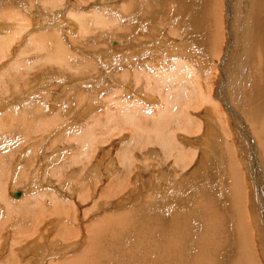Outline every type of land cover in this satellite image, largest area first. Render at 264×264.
<instances>
[{
  "label": "rangeland",
  "instance_id": "374dc122",
  "mask_svg": "<svg viewBox=\"0 0 264 264\" xmlns=\"http://www.w3.org/2000/svg\"><path fill=\"white\" fill-rule=\"evenodd\" d=\"M132 1L0 0V39L7 31L9 34L11 32L13 34V30L17 33L12 36L13 41L11 44L0 43V106L3 105L4 107H0L2 121L0 123L2 127L6 128L5 130L0 128V195H4L0 196V264H17V262L18 264H57L61 257H57L58 260L55 258L52 261L46 259V263L44 261V257L52 253L51 249L53 247L50 245L53 239H55V242H52L54 247H60V251L66 253L67 258H75L81 253L83 255L84 253L87 254L85 257L86 262L89 261L87 264H233L236 261H238V264H251L253 260H255V264H264V138H262L264 135L259 137L251 126L246 123L245 118L249 107V109L255 110L258 104L264 105V85L261 87L262 81L256 75V71L264 73V63H262V67L252 66V64H255L254 61H257L255 58L258 59V57L255 56V51H251L250 36L248 35L256 28L255 26L259 28L263 38L259 36L257 41L262 47L260 59L263 62L264 27L262 26H264V6L260 7V11L257 8L255 10V7L248 5V0ZM120 7H124V9L121 10ZM208 8L214 13L215 20L206 15L208 14ZM10 11L13 13H10ZM121 11L123 13L127 11L128 17L126 16V19H121ZM133 11L136 13H133ZM8 15L12 17L8 18ZM100 15L103 17L101 21ZM129 15H134L133 17L136 16L135 18H139V20L136 21L135 18ZM151 18L153 21H150ZM252 19L254 26L250 27L251 24L249 26L247 24ZM115 20L119 23L117 27H114L116 25ZM137 22H140V25ZM44 24L47 25L44 26ZM140 26H143V29L137 28ZM209 29L210 35L208 34ZM147 30L150 32V39H148ZM170 30L172 31L170 32ZM19 31L22 33L19 34ZM181 31H185V33L183 34ZM47 35L52 37V41L45 38ZM26 39H29L28 43L25 42ZM182 40L184 42L190 40L188 43H193L191 46L188 44L190 47L188 48L189 52L194 57H198L191 61L192 58L189 60L190 55H185L182 56V60L188 63L191 62L192 71L196 70V72L193 71L195 74L190 73L191 77L188 76V79L191 83L186 80L185 86H189L188 88L191 89L188 91L191 92L190 96L192 98L197 99V106L203 107L192 111L194 118L190 119L192 120L190 122L192 126L189 129L195 131L199 125L201 131L186 134H182L180 131L176 135L171 134V137L185 151H190L188 152L189 157L194 158L196 154L202 153V156H196L195 158L198 163L193 161L191 165L184 167L183 174L185 177L187 176V180L190 179L189 176H191L193 169L194 171L198 170L203 157L205 160L203 165L206 169L201 167L202 170H198L197 175L200 177L204 175L203 177L208 183H196V181L193 183H162L161 180H158L159 174L170 172L171 168L168 170L165 167L168 160H161L160 157L150 160L146 157L138 159L144 165L141 169L142 180L139 183H129V178L133 180L134 175L137 173V166L133 167L130 174V171L128 172V162L124 160L126 162L124 165L122 162L120 163L124 159L122 153L127 149L129 140L131 142L134 140L138 148L142 147L148 143V138L152 136V131L155 130L154 142H159L160 138L166 135L168 131H175L181 117H187L186 113L181 112L183 107L182 109H173L174 118L169 122L160 120L159 115L156 116L158 111L165 109V107H161L160 96L157 98L159 105L157 107L149 106L147 109L154 112L145 114L148 116L144 120L140 119L138 115L146 112L147 109L140 110V108L131 104L130 108L135 110V115L141 121L131 125L123 124V126L118 124L117 121H112V124L110 122V126L109 123L106 124L105 127L108 126L107 128L112 129L116 125L115 122H117L121 131H115L114 133H109L108 130L104 129H95V132L92 133L96 138L98 137V141L95 138V144L94 140L89 137V140H91L89 144L91 145L88 146L86 143H82L87 145L84 152L81 151V147H86V145L77 144V140L73 139V136L80 134V132L74 130L84 127V134L95 121L91 116L94 114L98 115L96 117L99 120L98 124H103L105 118L101 115L104 110L109 111V114H113L107 116V121L110 118L119 119L114 117L115 114L119 113L116 104H122L120 101L123 100L133 101L132 97L126 96L124 89H130L141 84H144L145 88L148 75L150 77L157 71L170 73L173 69L175 70L176 63L173 61L180 56L168 53V51H172L170 45L178 42V45L182 44L178 47L187 46ZM170 41L171 43L168 45L167 42ZM141 43V48L146 46L143 49L144 51L139 50L144 56L137 58L134 53H137V47H140ZM183 44L185 45L183 46ZM248 44H250L249 50H246ZM255 45L257 46V43ZM39 46L41 48H38ZM147 47L149 50H147ZM197 47L199 48L197 49ZM50 50L51 53L47 55L46 52ZM119 51L123 54L116 55ZM20 53L22 54L19 55ZM65 53H67L66 58H64ZM124 55L128 56L130 60L123 61ZM45 56H47V62L44 59ZM50 58L54 59L53 64V61L49 62ZM57 58L59 59L57 60ZM60 59L62 60L59 61ZM197 59L200 60L197 62ZM201 60L206 62L203 63ZM151 62H154L156 67L154 65L150 66ZM200 66L205 68H200ZM146 67H153V69L147 72V70H144ZM197 69L202 70L200 72ZM136 73L139 77L136 78L139 84L135 82ZM142 73L146 75V78L142 76ZM193 75L195 76L193 77ZM262 75L263 78L262 76L261 78L264 79V74ZM140 78H142L143 83L140 82ZM256 82H259L260 86ZM149 83L157 90L162 88V96L173 91L172 87H176V84L158 86L153 80H150ZM149 83L147 87L151 86ZM86 85H89L87 86V92H82L85 90ZM177 86L179 85L177 84ZM71 87L72 89H70ZM148 90L154 92L153 89ZM180 90L184 96L182 90H185L181 88ZM114 91H118V93L114 95ZM156 93L159 95V91ZM200 94L205 97L207 94H211L212 101L217 103L215 105L220 113V116L215 114L217 121L214 122V118L211 121L209 120L208 117L212 118L214 114L211 108L212 104L209 103L210 107L203 106L204 103L202 105L199 100ZM173 95L174 93L171 97ZM83 96H88L84 103L81 101L84 100ZM186 97H189V95ZM93 99H96V107H98V112L101 114H97L92 107H89L85 109V114L87 115L88 111L91 114L79 119L78 114L81 113L82 109H79L76 103L81 101L80 104L85 108L86 104L91 106V100ZM69 100H71L70 104ZM151 100H154V98ZM125 103L127 104L128 101ZM137 104L143 105L145 102ZM163 104L165 105V99ZM8 105H10V110ZM62 107L68 108L67 112H65V108V111L60 113L58 109ZM145 107L147 105L142 108ZM160 107L162 109L158 110ZM16 108L20 109L19 112H22V108H26L23 109L24 112L30 110V113H26L25 117H23V114L18 118H15L17 115L9 117L13 113L17 114L16 111L18 110ZM47 108L46 112L45 109ZM257 108L261 111L264 110V107L260 108L258 106ZM33 109L46 112L42 114L46 116L44 118L47 121H43L45 120L43 115H41L42 118H39V113L35 114ZM189 109L190 107L185 108V111H190ZM19 112L18 114H20ZM58 113L65 117H57L59 121L53 120V117ZM6 114L9 116H4ZM48 114L51 116V122L48 121ZM263 114L264 112L261 115L263 116ZM169 116L164 119H168ZM262 116L260 117L262 118ZM154 117H156L155 124H152L151 121ZM188 118H191L189 114ZM252 118L255 121L259 120V117L258 119L254 116ZM211 122L213 127H211ZM41 123L42 127H40ZM44 123H47L49 132ZM94 123L96 124V122ZM251 123L255 124L256 122ZM214 127L219 129V136L224 141L223 145L226 144V147H228V149L224 147L225 158H231L230 154L233 152L232 159L236 158L235 162L243 177L241 179L244 182V190H247L244 201L242 200L243 203L239 201L237 209H235L236 204L228 198L235 196L232 193L234 191H232L228 179L230 173H227V177H225L226 167L221 165L217 158V165L213 161L214 165L207 162L214 157L211 153L208 156V153L205 152L207 151L206 147L203 148L201 145L207 147L212 145V140L206 138V136L209 135L210 128ZM100 130L104 132L99 134ZM1 135L4 138L1 139ZM3 140H5L4 143ZM221 144V141H218V147ZM191 148L196 150L195 156H193ZM213 150L217 152L219 148ZM227 151L231 153L229 154ZM77 152L80 155L83 154V156L80 158ZM116 152H118V155L114 156ZM120 152L122 153L120 154ZM173 152L167 155L168 153L162 150V157H170L175 165H179L176 162L177 151ZM164 153L166 155H163ZM84 155L85 158H83ZM191 158L186 160L187 164L192 161ZM223 160L225 161L224 157ZM151 161H155L159 165L153 169L154 177L152 181L154 183H145L151 173V169L148 167ZM105 162L106 167L104 168ZM117 163L118 165L115 166ZM116 169L117 171H115ZM200 177L197 178L198 181ZM221 179H224V182H221ZM169 184L173 185L172 189L169 188ZM22 190L25 191V195L21 193L19 198L11 196L15 191ZM23 195L24 197H22ZM202 196L204 202L198 203L199 201L196 198ZM54 197L66 204H71L73 207L70 209L72 214L69 222L71 235L68 239L69 243L71 242V246H69L71 248L68 247V251L66 248H63L64 250L61 248L63 247L62 244L64 245L62 236L60 234L55 235L57 226L51 221L48 213V209H50L48 205L50 201L54 200ZM165 198L166 202L169 203H165ZM18 201L19 203H26L28 206H26V209L32 211L26 217L27 219L25 218L26 215L19 212L22 207H19V204L17 205ZM156 201L158 204L155 203V205L154 202ZM224 202L227 209L230 207L227 212L232 214V222L228 220V214L226 215L223 212ZM53 204L50 205L53 206ZM201 204L202 208L199 206ZM206 204H214V207H212L213 213L210 211L211 209L207 208ZM35 205L40 206V209H35ZM143 205L147 206L148 209L140 212ZM152 209L154 214H152ZM208 209L209 211H207ZM236 210L243 218L246 213L249 214V222L252 226L250 231L253 232L252 239L255 242L253 253H256L252 255L254 258L251 257L252 260L250 261H248L250 257L246 256L248 251L246 254L243 250L244 247L239 244L244 239V233L242 235L237 234V225L240 220L236 218ZM130 212L132 213L130 214ZM145 216L146 220L143 219ZM156 218H159V220ZM211 218L214 225H210L209 228L208 222L210 223ZM104 219L107 222H104ZM124 221H134L136 223L134 224L136 225L135 228L129 223L124 226ZM99 222L100 224L107 223L106 227L100 230H104L101 238L96 232L98 226L95 227ZM157 222L162 223L163 226H156ZM249 222L245 224L249 225ZM164 225L166 226L164 227ZM52 227L54 231L50 234ZM231 227L232 230H230ZM155 228L157 229L155 230ZM153 231L155 234L152 236ZM152 237V240H155L153 247L149 242ZM94 242H100L101 244H98L96 254L93 247H91L95 244ZM89 254L94 257H90ZM162 254L164 255L163 258L161 257ZM63 260H66L65 256H63Z\"/></svg>",
  "mask_w": 264,
  "mask_h": 264
},
{
  "label": "bare ground",
  "instance_id": "6f19581e",
  "mask_svg": "<svg viewBox=\"0 0 264 264\" xmlns=\"http://www.w3.org/2000/svg\"><path fill=\"white\" fill-rule=\"evenodd\" d=\"M129 1H132V0H129ZM150 1V0H149ZM196 1V0H195ZM133 2V1H132ZM137 2V1H136ZM142 2V1H141ZM230 2V1H229ZM129 3H131V2H129ZM199 3V2H198ZM248 5H250L251 7H255L254 9L256 10V8L259 10L260 9V7H262V6H264V1L263 0H248ZM140 4V3H139ZM193 4V3H192ZM195 4V3H194ZM198 5V4H197ZM197 5H196V7H197ZM132 5L130 4V7H131ZM213 6V5H212ZM174 7V6H173ZM153 8V7H152ZM120 9L121 10H123L124 9V7H120ZM213 9V8H212ZM252 9V8H251ZM132 10V9H131ZM134 10V9H133ZM128 11V10H127ZM127 11L125 12V13H123L122 11H121V14H120V17H121V19L123 20V19H126V16H127ZM260 11V10H259ZM264 11V10H263ZM262 11V12H263ZM250 12H252V11H250ZM10 13H13L12 11H10ZM133 13H136V12H134L133 11ZM206 13V12H205ZM258 14H259V12H258ZM258 14H256V15H258ZM261 14V13H260ZM206 15H208L209 17H211L212 19H214L215 17V15H214V13L212 12V10H209V8H208V14H206ZM253 15H254V13H253ZM263 15V14H262ZM129 16H132V15H129ZM134 16V15H133ZM132 16V17H133ZM8 18H11L12 16L11 15H8L7 16ZM128 17V16H127ZM136 17V16H135ZM135 17H133V18H135ZM138 17V16H137ZM154 17V16H153ZM152 17V18H153ZM100 21L103 19V17L100 15ZM106 18V17H105ZM117 18V17H116ZM132 18V19H133ZM152 18H151V20L150 21H153L152 20ZM173 18V17H172ZM207 18V17H206ZM262 18V17H261ZM136 19V18H135ZM138 20H139V18H137ZM136 19V21H138ZM150 19V18H149ZM178 19V18H177ZM177 19H175L176 21H177ZM231 19V18H230ZM109 20V19H108ZM174 20V19H173ZM215 20V19H214ZM247 20H249L248 18H247ZM257 20V19H256ZM99 21V20H98ZM105 21H107V20H105ZM134 21V20H133ZM135 21V22H136ZM234 21V20H233ZM233 21H230L231 23L233 22ZM113 22V21H112ZM115 22H116V20H115ZM134 22V23H135ZM143 22V21H142ZM155 22V21H154ZM248 22V21H247ZM253 22V19L251 20V22L250 23H248L247 25L249 26L250 24V27H252V26H254V24L252 23ZM131 23V22H130ZM133 23V22H132ZM138 23V22H137ZM136 23V24H137ZM140 23V22H139ZM138 23V24H139ZM210 23V22H209ZM258 23H260V22H258ZM264 23V22H263ZM98 24V23H97ZM106 25H107V23H105ZM113 24H115V23H113ZM142 24V23H141ZM154 24V23H153ZM212 24H213V22H212ZM45 25H47V24H44V26ZM140 25V24H139ZM143 25V24H142ZM179 25V24H178ZM214 25V24H213ZM53 26V25H52ZM117 26H119V23H117L116 22V25L114 26V27H117ZM146 26V25H145ZM196 26V25H195ZM39 27H41V26H39ZM55 27V26H54ZM214 27H215V25H214ZM256 28H257V26H255ZM262 27H264V26H262ZM51 28V27H50ZM49 28V29H50ZM137 28H141V29H143V26H140V27H137ZM148 28V27H147ZM254 28V30L253 29H251V30H253L251 33H248V35L250 36V43H251V51H255V56L256 57H258V59L257 58H255L257 61H254V63L255 64H252V66L254 67L255 65H257V66H261L262 67V63H264V61L262 62V60L260 59V56H261V49H262V47H260V44H259V42L257 41L258 39H259V36H261L262 38H263V36H262V34L260 33V31H259V28ZM10 29V28H9ZM15 29V28H14ZM47 29V28H46ZM136 29V28H135ZM264 29V28H263ZM173 30H174V28H173ZM176 30V29H175ZM183 30V29H182ZM203 30V29H202ZM6 31V30H5ZM10 31V30H9ZM18 31V30H17ZM21 31V30H20ZM19 31V34H21L22 32H20ZM48 31V30H47ZM128 31V30H127ZM126 31V32H127ZM172 30H170V32H171ZM213 31V30H212ZM248 32H249V29L247 30ZM8 32V31H7ZM7 32H5L4 33V36L2 35V37H1V39H0V43L1 44H11V42L13 41L12 40V36L16 33V31H14L13 30V34H12V32H11V34H9V32L7 33ZM130 32V31H129ZM139 32V31H138ZM147 33H148V39H150L149 37L151 36L150 35V32L147 30L146 31ZM181 32H183V34L185 33V31H181ZM131 33V32H130ZM213 33H214V31H213ZM17 34V33H16ZM125 34V33H124ZM178 34V33H177ZM182 34V35H183ZM205 34V33H204ZM208 34L210 35V29H209V31H208ZM123 35V34H122ZM128 35V34H127ZM130 35V34H129ZM128 35V36H129ZM28 37H31V36H28ZM41 37H43V36H41ZM41 37H39V39H41ZM131 37V36H130ZM45 38L46 39H48V40H51L52 41V37L51 36H49V35H47V36H45ZM121 38V37H120ZM124 38H127V37H124ZM132 38V37H131ZM193 38V37H192ZM205 38V37H204ZM30 39V38H29ZM29 39H26V41L25 42H29ZM148 39H147V41H148ZM188 39V38H187ZM42 40V39H41ZM191 40V39H190ZM189 40V41H190ZM187 41V40H186ZM188 41V42H189ZM192 41V40H191ZM194 41V40H193ZM173 42V41H172ZM182 42L183 43H186L187 44V46H184L185 44H183V46L184 47H178L179 45H182V44H179L178 45V43H176V44H172V45H170V46H172V49H170V50H172V51H168V53H172V54H176V56H180L179 58H182V56H188V55H190L189 56V60H190V58H192L191 59V61L193 60V59H196V58H198V57H194L193 56V54L192 53H190L189 52V49L188 48H190L189 47V45L188 44H190V43H188V42H184L183 40H182ZM195 42V41H194ZM154 43V42H153ZM168 43V45H169V43H171V41L170 42H167ZM175 43V42H174ZM257 43V46L255 45ZM0 44V45H1ZM12 44H14V43H12ZM191 44H193V43H191ZM191 44H190V46H191ZM141 45H142V43L140 44V47H137V51L139 52V50L140 51H142L143 49H145L146 48V46L144 47V48H141ZM200 45V44H199ZM249 45L250 44H248V46H246V50H249ZM2 47V46H1ZM169 47V46H168ZM38 48H41V46H39ZM152 48V47H151ZM199 47H197V49H198ZM193 49V48H192ZM4 50V49H3ZM43 50V49H42ZM147 50H149L148 49V47H147ZM146 50V51H147ZM153 50V49H152ZM168 50V49H167ZM40 51V50H39ZM144 51V50H143ZM190 51H192V50H190ZM41 52V51H40ZM9 53V52H8ZM51 53V50L49 51V52H46V54L47 55H49ZM263 53V52H262ZM2 54V53H1ZM22 53H20L19 55H21ZM67 53H65V57L64 58H66L67 57V55H66ZM126 55H129V54H126ZM134 55H135V57H137V58H139V57H141L142 55L144 56V54H142V52L141 53H134ZM195 55V54H194ZM197 55H198V53H197ZM125 56V55H124ZM167 56H169L170 57V55L169 54H167ZM192 56V57H191ZM64 58H63V60H64ZM184 58V57H183ZM187 58V57H186ZM203 58V57H202ZM44 59L46 60V62H47V56H45L44 57ZM59 58H57V60H58ZM146 59V58H145ZM206 59V58H205ZM204 59V60H205ZM254 59V58H253ZM62 59H60L59 61H61ZM128 60H130L129 58H128V56H125V58H123V61H125V62H127ZM139 60V59H138ZM147 60V59H146ZM146 60H144L145 62H146ZM188 60V61H189ZM198 60H200V59H197V62H198ZM204 60H201L203 63H205L206 61H204ZM53 61V62H52ZM43 62V61H42ZM45 62V63H46ZM49 62H52V64L54 63V59H52V58H50V60H49ZM173 62H175L176 64H175V70L173 69V71L172 72H163V71H157L156 73H154L152 76H150L149 77V75H148V77H147V80L146 81H148L147 83H145L146 84V88L147 89H155L156 87H154L153 88V86L149 83L150 82V80H153V81H155L156 82V84L159 86H162L163 87V85H169V84H176V87H174L173 88V91H171V92H169L167 95H165V97H164V99H165V109L164 110H161V111H158L157 112V114H156V116L157 115H159L160 116V120H164V121H169V122H171L172 120H173V109H176V108H174V105H176L177 106V104H178V100L181 98V97H184L182 94H181V90H180V88H179V86H177V84H179V83H181V84H185V81L187 80L188 82L190 81L189 79H188V76H190V73L192 72V74L194 73L193 71L195 70H193L192 71V66L190 65V63H188V62H186V61H184V60H180V59H176L175 61H173ZM56 63H57V61L55 62V66H56ZM89 63V62H88ZM146 63H148V62H146ZM150 63V62H149ZM152 63V62H151ZM14 64V63H13ZM48 64V63H47ZM51 64V63H50ZM58 64H60L59 62H58ZM61 64H62V62H61ZM245 64V63H244ZM146 65V64H145ZM149 65V64H148ZM154 65V67H156V65H155V63L153 62L152 64H150V66H153ZM193 65V64H192ZM196 65V64H195ZM197 65H198V63H197ZM196 65V66H197ZM207 65V64H206ZM264 65V64H263ZM11 66V65H10ZM72 66H73V64H72ZM72 66H71V68H72ZM75 67H76V65H74ZM194 66V65H193ZM202 66H203V64H202ZM202 66H200V68L202 67ZM204 66H205V64H204ZM13 67V66H12ZM79 67H81V66H79ZM78 67V68H79ZM206 67H208V66H206ZM210 67V66H209ZM241 67V66H240ZM77 68V67H76ZM202 68H205V67H202ZM251 68V67H250ZM257 68V67H256ZM151 69H153V67L152 68H149V67H146L144 70L146 71L147 70V72L148 71H150ZM252 69V68H251ZM69 70V69H68ZM83 70H84V68H83ZM198 70H200V69H197V71ZM202 70V69H201ZM201 70H200V72H201ZM222 70V69H221ZM205 71V70H204ZM256 71V70H255ZM254 71V72H255ZM195 72H196V70H195ZM261 72H262V70H261ZM52 73V72H51ZM256 75H258L259 76V79L262 81V84H261V87H263L262 85H264L263 83H264V79H262L263 78V75L262 74H264L263 72L262 73H260V71H256ZM4 74V73H3ZM195 74V73H194ZM204 74V73H203ZM185 76V77H182V76ZM205 75V74H204ZM203 75V76H204ZM142 76H144V78H146V75H143V73H142ZM195 75H193V77H194ZM261 76H262V78H261ZM138 76H137V73H136V76H135V82H137L138 84H139V81H138V79H136ZM191 77V76H190ZM21 78V77H20ZM139 78V77H138ZM143 78V79H144ZM247 78V77H246ZM255 78V77H254ZM44 81V80H43ZM78 82V81H77ZM140 82H142V78H140ZM144 82H145V79H144ZM143 83V82H142ZM150 84L151 86L150 87H152V88H150V87H147V84ZM189 83H191V82H189ZM235 83V82H234ZM257 83V82H256ZM258 84V86H260V84H259V82L257 83ZM74 85V84H73ZM72 85V86H73ZM78 85V84H77ZM76 85V86H77ZM90 85V84H89ZM89 85H86L85 87V90H83L82 92H87V86H89ZM166 85V86H167ZM4 86V85H3ZM53 86V85H52ZM149 86V85H148ZM84 87V86H83ZM257 87V86H256ZM53 88V87H52ZM42 89V88H41ZM64 89H68V88H64ZM70 89H72V87L70 88ZM182 89V88H181ZM82 90V89H81ZM157 90V89H156ZM186 91V90H185ZM184 91V92H185ZM35 92V91H34ZM174 93V95L171 97V95ZM183 93V92H182ZM185 93H187V95H188V92H185ZM63 94V93H62ZM61 94V95H62ZM80 94V93H79ZM38 95V94H37ZM57 95V94H56ZM81 95V94H80ZM85 95H87V93H85ZM89 95V94H88ZM186 95V96H187ZM12 96V95H11ZM185 96V97H186ZM9 97V96H8ZM35 97V96H34ZM39 97H41V96H39ZM87 97L88 96H83V99L84 100H81L83 103H84V101L87 99ZM108 97H109V95H108ZM184 97V98H185ZM199 97H200V101L202 102V105H203V103H204V105L203 106H209L210 107V105H209V103H211L212 105H211V108H212V110H213V112H214V114L212 115V118H210V117H208L209 118V120L211 121V119H215L214 120V122L215 121H217V116L216 115H219L220 116V113H219V111H218V109H217V107H216V105L215 104H217L216 102L214 103L213 101H212V99H213V97L211 96V94H207V96L205 97L203 94H200L199 95ZM216 97V96H215ZM20 98V97H19ZM31 98V97H30ZM188 100H189V98H191L192 99V96H190V97H186ZM185 98V99H186ZM28 99V98H27ZM42 99V98H41ZM67 99V98H66ZM91 99V98H90ZM97 99V98H96ZM96 99H93V100H91V107L93 108V107H95V102H96ZM163 99V100H164ZM182 99V98H181ZM187 99H186V101H187ZM30 100V99H29ZM36 100V99H35ZM76 100V99H75ZM172 100L173 101H175L177 104H175L174 103V105L172 104ZM184 100V99H183ZM33 101V100H32ZM70 101L71 100H69V104H70ZM76 101H78V100H76ZM81 101H79L80 103H81ZM119 101V100H118ZM47 102V101H46ZM60 102V101H59ZM73 102V101H72ZM120 102H122V104H126L125 102H127L126 100H123V101H120ZM208 102V103H207ZM223 102V101H222ZM225 102V101H224ZM227 102V101H226ZM225 102V103H226ZM29 103V102H28ZM43 103V102H42ZM76 103V102H75ZM80 103H76V105L79 107V109H82L81 110V113H79L78 114V117H80L79 119H81V118H83V116H85L86 117V115H85V109L87 108V106L85 107V108H83L82 107V105L80 104ZM182 103H184V102H182ZM214 103V104H213ZM229 103V102H228ZM260 103H261V101H260ZM26 104V103H25ZM35 104V103H34ZM37 104V103H36ZM65 104V103H64ZM73 104V103H72ZM122 104H120V105H118V104H116V106H117V108H118V110L120 111L119 113V117H118V115H114V117H117V118H119V119H116V118H110V119H108V121L106 120V117L107 116H109V115H107V114H102L101 116H104V125L103 124H98L99 123V120L96 118V115L94 114L93 115V119L95 120V118H96V120L94 121V122H96V124H98V125H96L94 122V124L92 123V125H90L88 128H87V130H86V132L83 134V128L81 127L80 129H76V130H74L75 132L76 131H79L80 132V134H78V135H75V136H73V139H76L77 140V144H81V146H85L86 144L89 146V145H91V144H89L90 143V141L91 140H94V143H95V138H96V136L95 135H93V131L95 132V129L97 130V129H104V130H108L109 131V133H114L115 131H121L120 129H119V126L117 125V122H119L118 124H120V125H122L123 126V124H127V125H131V124H135V123H139L138 122V117L135 115V110L133 109V108H128V105H129V103H127L126 104V106H122ZM187 104V103H186ZM1 105V104H0ZM38 105V104H37ZM75 105V104H74ZM75 105V106H76ZM87 105V104H86ZM179 105H181V103H179L178 104V106ZM185 105V104H184ZM215 107H214V106ZM9 106L10 105H8V109H9ZM24 106V105H23ZM26 106V105H25ZM80 106H81V108H80ZM84 106V105H83ZM133 106H135V107H139V106H141L140 104H133ZM250 106H252V105H250ZM264 107V105H261V104H258L257 105V107ZM1 108L3 107V105L2 106H0ZM12 107V106H11ZM38 107V106H37ZM40 107V106H39ZM127 107V108H126ZM129 107H131V105L129 106ZM185 107V106H184ZM230 107V106H229ZM249 107V106H248ZM253 107V106H252ZM256 107V109L254 110V109H249L248 108V113H246V123L247 124H249L250 126H251V128L258 134V136L259 137H262V135H264V114H263V116L261 115L263 112H264V110H260L259 108H257ZM0 108V109H1ZM4 108V107H3ZM6 108H7V106H6ZM21 108V107H20ZM46 108V107H45ZM52 108V107H51ZM66 108V107H65ZM65 108L64 107H62V108H59L58 109V111L60 112V113H62L63 111H65ZM77 108V107H76ZM125 108V109H124ZM236 108H238V107H236ZM253 108H255V107H253ZM17 109V108H16ZM23 109H26V108H22V112H19L20 111V109L18 110V111H16L17 112V114L15 113H13L11 116H9L8 114H6V115H4V116H9V117H13V116H16L15 118H18V117H20V116H22V114H23V117H25V114L27 113V114H29L30 113V110H28V111H26V113L24 112V110ZM29 109V108H28ZM44 109V108H43ZM78 109V108H77ZM120 109H122L123 111H121ZM259 109V110H258ZM10 110V109H9ZM46 110V112H47V110H48V108L47 109H45ZM67 110H68V108H66V111L65 112H67ZM238 110V109H237ZM241 111V110H240ZM11 112H13V111H11ZM18 112L21 114H18ZM33 112L35 113V114H37V113H39V118H42L41 117V115H43V119H45L44 117H46L44 114H42V113H46V112H42L40 109L38 110V109H33ZM64 112V113H65ZM63 113V114H64ZM66 114V113H65ZM216 114V115H215ZM243 115H244V113H242ZM170 115V116H169ZM262 116V118L260 117V116ZM62 116H64V115H62V114H56L55 115V117H53V120L55 119V120H58L59 121V117H62ZM167 116H169V118L168 119H164L165 117H167ZM257 117V119H258V117H259V122L258 121H255L252 117ZM48 121L49 122H51L50 121V119H51V116H50V114H48ZM58 117V118H57ZM65 117V116H64ZM178 117H179V114H178ZM34 118H36V116H34ZM155 118L156 117H154V119L151 121L152 122V124H155ZM74 119H75V117H74ZM102 119V118H101ZM256 119V118H255ZM65 120H66V118H65ZM70 120V119H69ZM78 120V119H77ZM247 120H250V121H247ZM13 121H15V120H13ZM30 121V120H29ZM38 121V120H37ZM43 121H47L46 119L45 120H43ZM76 121V120H75ZM112 121L114 122V121H117V122H115L116 123V125H114V126H116V127H112V129L110 128H107L108 126H106L105 127V125L106 124H108L109 123V126H110V122H111V124H112ZM0 122H2L1 121V118H0ZM25 122V121H24ZM66 122H67V120H66ZM69 122V121H68ZM77 122V121H76ZM190 122H192V120H190V118H187V117H181L180 119H179V122H178V125H177V127H176V129H175V131L174 132H170V131H168V133L166 134V135H163L161 138H160V140H161V142L160 143H162V150H163V152H165V153H168L167 155H170V153L171 152H173V151H177V158H176V162L177 163H179L180 161H181V163L183 164V167H186V165H189V164H187L186 162V160L189 158V154H188V152H190V151H185L184 149H183V147H180V145H178L176 142H174V140H173V138L171 137V134H174V135H176V133H179L180 131H181V133L182 134H186V133H189V132H193V133H196L195 131H197V132H200L201 131V126H199L198 124V126L196 127V130L195 131H193L192 129H189V127L190 126H192V125H190ZM251 122H258L257 124L255 123V124H252ZM30 123H32L31 121H30ZM48 123V122H47ZM47 123L45 124V128H47ZM102 123V122H101ZM33 124V123H32ZM58 124V123H57ZM64 124H65V122H64ZM67 124V123H66ZM114 124V123H113ZM157 124V123H156ZM259 124V125H258ZM95 125V126H94ZM195 125V124H194ZM25 126V125H24ZM54 126V125H53ZM59 126V125H58ZM64 127H66L65 125H63ZM68 126V125H67ZM71 126V125H70ZM36 127V126H35ZM40 127H42V123L40 124ZM50 127V126H49ZM60 127V126H59ZM61 127H62V124H61ZM60 127V128H61ZM211 127H213V125H212V122H211ZM0 128H3V130H5L6 128L5 127H2V124L0 123ZM8 128V127H7ZM22 128H24V127H22ZM37 128V127H36ZM53 128V127H52ZM56 129L58 128V127H55ZM66 128H68V127H66ZM93 128H94V130H93ZM106 128V129H105ZM128 128V127H127ZM26 129V128H25ZM29 129V128H28ZM33 129V128H32ZM35 129V128H34ZM41 129V128H40ZM50 129V128H49ZM62 129V128H61ZM72 129V128H71ZM70 129V130H71ZM2 130V129H1ZM27 130V129H26ZM30 130V129H29ZM47 130H48V128H47ZM66 130V129H65ZM69 130V131H70ZM73 130V129H72ZM100 130V132H99V134H101V133H103L104 131H101ZM123 130V129H122ZM210 132H209V135L208 136H206V138H209V139H211L212 140V145L210 146V147H207V146H205V145H203V144H201L202 145V147L203 148H205L206 147V150L207 151H205V152H207L208 153V156H209V153H211L212 155H213V159H212V161L213 162H215L216 163V165H217V161H216V158L220 161V164L221 165H225V167H226V172H225V177H227V173L229 174L230 173V175H228V179H229V183H231V189H232V191H234V192H232V193H234V195L235 196H231V197H228L229 199H231V202L233 201L236 205H235V209H237V205H238V203H239V201L240 202H242V200L244 201V198H245V195H246V193H247V190H244V187H243V180L241 179V173H240V168L237 166V163L235 162V159H232L233 157H232V153L230 154L228 151H227V153H229L230 155H231V158H229V159H227V158H225V155H224V147H226V144L225 145H223V139H221L220 138V136H219V129L217 128V127H214V128H210ZM39 131V130H38ZM45 131V130H44ZM48 132H49V130H48ZM60 132V131H59ZM126 132V131H125ZM155 130H153L152 131V136L151 137H149L148 138V143L149 144H154L153 142H154V140H155ZM2 133V132H1ZM46 133V132H45ZM67 134V133H66ZM108 134V133H107ZM27 136V135H26ZM92 136V137H91ZM247 136H249V135H247ZM89 137H90V139L91 140H89ZM134 137V136H133ZM2 138H4L3 137V135H1V139ZM98 138V137H97ZM96 138V140L98 141V139ZM99 138H100V136H99ZM230 138V137H229ZM231 138H232V136H231ZM262 138H264V137H262ZM128 140V139H127ZM230 140H232V139H230ZM4 141L5 140H3V143H4ZM18 141V140H17ZM96 141V142H97ZM218 141H221V146L220 147H218ZM19 142V141H18ZM264 142V141H263ZM82 143H86L85 145H83ZM230 143V142H229ZM18 144V143H17ZM37 144V143H36ZM96 144V143H95ZM6 145V144H5ZM87 145H86V147H81V151L82 152H84L85 150H86V148H87ZM138 145V144H137ZM262 145H263V143H262ZM14 146H16L15 144H14ZM228 146H229V144H228ZM2 147V146H1ZM91 147V146H90ZM92 147H94V146H92ZM230 147H232V146H230ZM235 147V146H234ZM261 147H263V146H261ZM135 148H138V146H136V144L134 143V140H133V142H131V140H129V144L127 145V149H125L124 151H123V153H124V159H123V161H120V163L122 162H124V160L125 161H129L130 160V155H128V154H126V153H129L128 151L130 150V149H135ZM214 148H219V150L217 151V152H215L213 149ZM227 149H228V147H226ZM264 148V147H263ZM2 149V148H1ZM80 149V148H79ZM90 149V148H89ZM231 149V148H230ZM255 149V148H254ZM150 150V149H149ZM191 150H192V152H193V156H195V154H196V150L195 149H192L191 148ZM232 150H233V148H232ZM263 150V149H262ZM126 151V152H125ZM137 152V151H136ZM163 154V155H166V154ZM213 153H215L216 155H214ZM225 153H226V149H225ZM130 154V153H129ZM137 154V153H136ZM77 155L81 158V156H83V154H81L80 155V153L79 152H77ZM86 155V154H85ZM85 155H84V157L83 158H85ZM132 155H133V153H132ZM10 156V155H9ZM134 156V155H133ZM150 156V155H149ZM229 156V155H228ZM132 157V156H131ZM147 157V156H146ZM185 157H188V158H185ZM223 157H224V159H225V161L223 160ZM82 158V159H83ZM118 158V157H117ZM133 158H135V157H133ZM194 159V158H193ZM41 161V160H40ZM105 161V160H104ZM109 161V160H108ZM107 161V162H108ZM204 158L202 157V162L201 163H199V167H198V170H202V168L201 167H205V165H203V163H204ZM21 162V161H20ZM175 162V163H176ZM238 162V161H237ZM119 163V162H118ZM186 163V164H185ZM189 163V162H188ZM79 165H80V163H79ZM153 165V163H151V166ZM161 165V164H160ZM220 165V166H221ZM111 166V165H110ZM123 166V165H122ZM122 166H120V167H122ZM236 166H237V168H236ZM216 168H217V166H215ZM24 168V167H23ZM210 168V167H209ZM205 169H206V167H205ZM204 169V170H205ZM208 169V168H207ZM197 169L195 170L196 171V174L195 175H197V171H198ZM220 170V169H219ZM218 170V171H219ZM229 171V172H228ZM193 172H194V170L191 172V176H189L190 177V179H188L187 181H192V182H195L196 181V183H198V180L197 179H195V178H193L192 177V174H193ZM201 172H203V171H201ZM208 172V171H207ZM240 173V174H239ZM164 174V173H163ZM204 176V175H203ZM224 176V175H223ZM154 177V176H153ZM178 177V176H177ZM230 177V178H229ZM166 178V177H165ZM243 178V177H242ZM115 179H117V178H115ZM153 180V179H152ZM164 180V179H163ZM166 180V179H165ZM207 181V180H206ZM165 181H163L162 183H164ZM184 182V181H183ZM112 183H114V182H112ZM166 183V182H165ZM227 183H228V181H227ZM242 183V184H241ZM170 185V184H169ZM178 185V184H177ZM228 185V184H227ZM163 186V185H162ZM175 186V185H174ZM165 187V186H164ZM168 187V186H167ZM172 187H173V185H170V187L169 188H171L172 189ZM209 187V186H208ZM229 187V186H228ZM168 188V189H169ZM193 188V187H192ZM191 188V189H192ZM223 188V187H222ZM227 188V187H226ZM157 189V188H156ZM168 189H166V190H168ZM190 189V190H191ZM196 189V188H195ZM219 189V188H218ZM220 189H221V187H220ZM163 190V189H162ZM176 190H178V189H176ZM180 190V189H179ZM154 191V190H153ZM183 191V190H182ZM231 191V190H230ZM25 192V191H24ZM23 192V190L22 191H15L14 193H12L11 194V196L13 197V198H19L20 196H21V193H24ZM155 192H156V190H155ZM171 192V191H170ZM215 192H216V190H215ZM17 194V196H15L16 194ZM163 193H164V191H163ZM162 193V194H163ZM192 193H193V190H192ZM196 193V192H195ZM229 193V192H228ZM155 194H157V193H155ZM177 194V193H176ZM230 194H231V192H230ZM3 195V194H2ZM2 195H0V196H2ZM24 195H25V193H24ZM24 195L22 196V197H24ZM63 195V194H62ZM164 195V194H163ZM201 195V194H200ZM4 196V195H3ZM153 196H154V194H153ZM194 196V195H193ZM205 196V195H204ZM227 196V195H226ZM21 197V198H22ZM168 197V196H167ZM174 197V196H173ZM188 197H189V195H188ZM3 198V197H2ZM1 198V199H2ZM227 198V199H228ZM240 198V199H239ZM11 199V198H10ZM176 199V198H175ZM174 199V200H175ZM188 199H191V198H188ZM199 202L198 203H202V202H204V198H203V196L202 197H197L196 198ZM169 200V199H168ZM22 201V200H21ZM157 201H158V199H157ZM157 201L156 202H154V204L156 203V204H158L157 203ZM25 202V201H24ZM27 203H30V202H27ZM54 203V204H53ZM160 203V202H159ZM165 203L167 204V203H169V202H166V198H165ZM243 203V202H242ZM19 204V205H18ZM49 204V203H48ZM47 204V205H48ZM50 204H53V206H51ZM50 204L48 205L49 206V208L50 209H48L49 210V215H50V217H51V221L53 222V223H55L56 224V226H57V228H56V231H55V235L56 234H60V236H62V241L64 242V245L62 244V246L63 247H61L62 249L63 248H66V250H67V248L69 247V246H71L70 245V243H69V239L68 238H70V235H71V232H70V224H69V222L71 221V218H72V214H71V211H70V209H72L73 207H72V205L71 204H66L64 201H62V200H59V199H57V198H55L54 197V200L53 201H50ZM155 204V205H156ZM164 204V203H163ZM176 204V203H175ZM17 205L19 206V207H22V208H20L21 210L19 211V212H21V214H23V215H26L25 216V218L29 215V214H31L32 213V211L31 210H28V209H26V203H19V201L17 202ZM28 205H30V204H28ZM33 205V204H32ZM31 205V206H32ZM155 205H153V206H155ZM198 205V204H197ZM223 207H224V210H223V212L229 217V219H228V217L226 216V218L228 219V220H230V222H232L233 221V216H232V214H230L229 212H227L228 211V209L230 208H228L227 209V207H226V203L224 202L223 203ZM30 206V207H31ZM34 206V205H33ZM36 206V205H35ZM165 206V205H164ZM171 206V205H170ZM200 206V208H202V204L201 205H199ZM206 206H207V208H209V209H211L210 211L212 212V207H214V204H210V205H207L206 204ZM228 206V205H227ZM28 207V206H27ZM173 207V206H172ZM245 207H246V204H245ZM32 208V207H31ZM36 208H38V209H40V206H36L35 207V209ZM165 208H166V206H165ZM34 209V208H33ZM148 208H147V206H144L143 205V207L141 206V208H140V212H142L143 210H147ZM209 209L207 210V211H209ZM150 211H151V209H149ZM153 209H152V214H154L153 213ZM170 211V210H169ZM237 211V210H236ZM247 211H248V209H247ZM25 213V214H24ZM132 212H130V214H131ZM144 213V212H143ZM160 213V212H159ZM213 213V212H212ZM20 214V215H21ZM152 214H151V216H152ZM36 215V214H35ZM185 215H187V214H185ZM217 215V214H216ZM33 216V215H32ZM183 216V215H182ZM31 217V216H30ZM187 217V216H186ZM47 218H48V216H47ZM119 218V217H118ZM153 218H154V216H153ZM237 220H240L239 221V224L237 225L238 226V228H237V234L239 233V234H241L242 235V233H244V236H243V238L244 239H242V243H241V241H240V243L239 244H241L243 247H244V252L247 254V251H248V254L246 255L249 259H248V261H250V260H252V258L251 257H253L254 258V256H252L254 253H253V246H255V242H254V239H252L253 237V232H251L250 231V227H252V226H250V222H249V214H247L246 213V215L244 216V218L241 216V214L240 213H238V211H237ZM235 218V219H236ZM246 218V219H245ZM27 219V218H26ZM49 219V218H48ZM76 219V218H75ZM107 219V218H106ZM106 219H104L103 221L104 222H107V220ZM129 219V218H128ZM143 219H145L146 220V216H145V218H143ZM156 219H158L159 220V218H156ZM50 220V219H49ZM61 220H62V222H61ZM110 220V219H109ZM130 220V219H129ZM101 221V220H100ZM161 221V220H160ZM159 221V222H160ZM61 222V223H60ZM135 222H136V220H135ZM134 221H130V222H128V221H124V226H127L126 224H130V225H132V227L133 228H135V226L136 225H134V224H136ZM159 222H157V225L156 226H160V225H162L163 226V224L161 223H159ZM246 222H249V225L247 224H245ZM52 223V224H53ZM60 223V224H59ZM217 223V222H216ZM52 224H50V225H52ZM54 224V225H55ZM58 224V225H57ZM107 224V223H106ZM106 224H100V222H99V224L97 225L96 224V226L95 227H97L98 226V228H97V230H96V232L99 234V238H101V236H102V234H103V231H100L102 228H104V227H106ZM228 224V223H227ZM210 225L211 226H213L214 225V222H213V219L211 218L210 219V223L208 222V227L210 228ZM148 226V225H147ZM130 227V226H129ZM1 228V227H0ZM124 229V228H123ZM157 228H155V230H156ZM51 230V229H50ZM59 230V231H58ZM129 230V229H128ZM134 230V229H133ZM230 230H232V227H231V229ZM52 231V232H51ZM50 231V234L51 233H53V231H54V228L52 227V230ZM93 231V230H92ZM91 231V232H92ZM250 231V232H249ZM77 232H79V231H77ZM102 232V233H101ZM49 234V235H50ZM153 234H155L154 233V231L152 232V236H153ZM232 235L234 234V233H231ZM238 234V235H239ZM90 235H92V234H90ZM149 235H151V234H149ZM160 235V234H159ZM235 235V234H234ZM129 236V235H128ZM90 237V236H89ZM56 238V237H55ZM95 239H96V237H94ZM8 239V238H7ZM18 239V238H17ZM112 239H114V238H112ZM153 239V237L152 238H150V244H151V246L154 244V241L152 240ZM190 239H191V237H190ZM91 240H92V238H91ZM102 240V239H101ZM101 240H99V241H101ZM189 240V239H188ZM194 240V239H193ZM257 240V239H256ZM190 241H192V240H190ZM52 242H55V239H53V240H51V247H53V249H51L52 250V253L51 254H47V256H45L44 257V261H45V263H46V259H50L51 261L52 260H54L55 258L58 260V258L57 257H61L60 259L61 260H58V262H57V264H87V263H89V261H87L86 262V259H85V257H86V255L87 254H85L84 253V255H83V253H81V255H78V256H76L75 258H67V254L66 253H63L62 251H60L61 249H60V247L58 248V247H54V243H52ZM163 242V241H162ZM254 242V243H253ZM95 244H93V245H91V247H93V249H94V253L96 254L97 253V247H98V244H100V242H98V243H96V242H94ZM103 243V242H102ZM211 243H212V241H211ZM258 243V242H257ZM259 243H261V242H259ZM22 244V243H21ZM208 244V243H207ZM101 245V244H100ZM240 245V246H241ZM257 245V244H256ZM21 246V245H20ZM239 246V247H240ZM153 247V246H152ZM257 247V246H256ZM71 247H69V249H70ZM255 248V247H254ZM259 248H261V247H259ZM28 249V248H27ZM64 250V249H63ZM72 250V249H71ZM32 251V250H31ZM68 251V250H67ZM98 251H100V250H98ZM255 251H256V249H255ZM259 251V250H258ZM23 252V251H22ZM105 252V251H104ZM33 253V252H32ZM87 253H89V252H87ZM155 253V252H154ZM66 254V255H65ZM256 254V253H255ZM254 254V255H255ZM149 255H150V253H149ZM239 255V254H238ZM32 256V255H31ZM34 256V255H33ZM32 256V257H33ZM63 256H65V258H66V260H63ZM89 256H90V254H89ZM92 256V255H91ZM90 256V257H91ZM244 256V255H243ZM69 257V256H68ZM74 257V256H73ZM92 257H94V256H92ZM161 257L163 258L164 257V255L162 254L161 255ZM201 257V256H200ZM49 260V262H51ZM206 260V259H205ZM236 260H238V259H236ZM43 261V260H42ZM255 260H253V261H251V264H252V262H253V264H255V262H254ZM24 262V261H23ZM17 264H18V262H17ZM25 264V263H24ZM208 264H210V263H208ZM215 264V263H214ZM233 264H238V261H236V263H233ZM241 264V263H240Z\"/></svg>",
  "mask_w": 264,
  "mask_h": 264
},
{
  "label": "crops",
  "instance_id": "0c3cea01",
  "mask_svg": "<svg viewBox=\"0 0 264 264\" xmlns=\"http://www.w3.org/2000/svg\"><path fill=\"white\" fill-rule=\"evenodd\" d=\"M121 51H119V52H117L116 53V55H119V54H123V52L122 53H120ZM137 53H140V52H138L137 51ZM178 59H180V60H182V58H178ZM133 84H135V83H133ZM133 84H131V85H133ZM131 85H129V86H131ZM167 85V84H166ZM179 85V87L180 88H182V89H184V90H186L185 92H188V95H189V97H190V94H191V92H189L188 90H191V89H189L188 87H186L185 86V84H183V85H181V84H178ZM141 88H143V90H141ZM161 89L162 88H160L159 90H156V89H153L154 90V92L153 91H149L146 87L144 88V84H141V85H136V86H133V87H131L130 89H124V91H125V93H126V96H128V97H132L133 98V101H129V100H127L128 101V103H129V105H128V108H130L129 106L131 105V104H137V103H140V102H145V104H143V105H141L140 107H138V108H140V110H143V109H147L149 106H155V107H157L158 105H159V101H160V103L162 104V108H164L165 107V105L163 104V98H164V96L166 95V93L162 96V91H161ZM172 89H173V87H172ZM171 89V90H172ZM171 90H169V91H171ZM159 91V95H158V93H156V92H158ZM182 92H183V94H184V97H185V95H187V93H185L183 90H182ZM116 93H118V91H114V95L116 94ZM130 95V96H129ZM187 95V96H188ZM160 96V99H159V101H158V97ZM184 97H181L179 100H178V104L179 103H181V105H179L178 106V104L175 102V101H173L172 100V104L174 105V103L175 104H177V106L176 105H174V108H180V109H182V107H183V109H182V111L181 112H184V113H186V115H187V118H188V114H189V117H191L190 119H192V118H194V115L192 114V111L193 110H197L199 107H201V106H197V104H198V101H197V99L196 98H190L189 100L187 99V101H186V99L184 98ZM152 98H154V100H151ZM184 99V100H183ZM86 101V100H85ZM182 102H184V103H182ZM187 103V104H186ZM185 104V105H184ZM145 105H147V107H145V108H142L143 106H145ZM122 106H126V104L125 105H122ZM185 106V107H184ZM89 107H91L89 104H87V108H89ZM158 108V110L159 109H162V108ZM188 107H190V111H185V108H188ZM127 108V107H126ZM195 108V109H194ZM201 108H203V107H201ZM207 108V107H206ZM93 110H95V112L97 113V114H101V113H99L98 112V107H96V102H95V107H93L92 108ZM103 109V108H102ZM111 109V108H110ZM125 109V108H124ZM109 110V109H108ZM117 110H118V108H117ZM121 111H123L122 109H120ZM92 111V110H91ZM119 111V110H118ZM90 111H88L87 112V115H86V117L87 116H89L91 113H89ZM105 112V114H107V115H113V114H109V111H107V110H104L103 112H102V114ZM120 112V111H119ZM152 112H154V111H152L151 109H147V111L146 112H142V113H139V115H138V117L140 118V119H142V120H144L148 115H145V114H150V113H152ZM119 114L120 113H118V114H116V115H118V117H119ZM92 117H93V115H91ZM96 117H98V115H96ZM106 119H107V117H106ZM140 119H138V122H140L141 120ZM95 120H96V118H95ZM176 138H177V136H176ZM178 140H179V138H178ZM161 142V140L159 141V142H153L154 144H148V143H146V144H144L142 147H139V148H137V149H130L128 152L130 153H126V154H128V155H130L129 157H130V160L129 161H126V162H128V172L130 171V174L132 173V169H133V167L134 166H137V173L134 175V178H133V180L131 179L130 180V178H129V183H139L141 180H142V178H141V172H142V168H143V166L144 165H142L143 163H141V162H139L138 161V159H140V158H142V157H146V158H148V160H150V159H152V158H154L155 159V157H160L161 158V160H164V159H166V160H168L167 161V165L165 166L168 170L170 169L171 171L170 172H163V173H161V174H159L160 176H159V178H158V180H161L162 182L163 181H165L166 183H193L192 181H187V176L185 177V175L183 174L184 173V170H185V168L183 167V164L181 163V162H179V165H175L174 163H173V161H172V159H170V157L169 158H163L162 157V143H160ZM149 149H151V152H150V150ZM137 151V152H136ZM174 152H176V151H174ZM173 152V153H174ZM122 152H120V154H121ZM132 153H133V155H132ZM137 153V154H136ZM172 153V154H173ZM116 155H118V152H116V154L114 155V156H116ZM124 155V153H122V156ZM150 155V156H149ZM132 156V157H131ZM196 156H198V157H200V156H202V153H198V155L196 154ZM196 156L194 157V159L193 158H191V157H189V159L191 158V160L192 161H190V163H189V165H191V163L193 162V161H195V158H196ZM133 157H135V158H133ZM126 162H124V163H122L123 165L126 163ZM196 162V161H195ZM207 162H211L212 163V159H211V161H207ZM151 163H153V165L151 166ZM196 163H198V162H196ZM118 165V163L117 164H115V166H117ZM159 164H157V162H155V161H151L149 164H148V167L151 169V173L148 175V178L145 180V183H154L153 181H152V179H153V169L156 167V166H158ZM212 165H214L213 163H212ZM106 167V162L104 163V168ZM117 168V167H116ZM125 170V169H124ZM167 170V171H168ZM194 170V169H193ZM115 171H117V169L115 170ZM171 172H173V173H171ZM178 176V177H177ZM130 177V176H129ZM166 177V178H165ZM192 177L193 178H195V179H197L198 177H200V176H198V175H195V171L193 172V174H192ZM205 177H203V175L200 177V179H199V181H198V183H208V182H206L205 181V179H204ZM164 179V180H163ZM166 179V180H165ZM222 181L221 182H224V179H221ZM184 181V182H183ZM164 182V183H165ZM166 225H164V227H165Z\"/></svg>",
  "mask_w": 264,
  "mask_h": 264
},
{
  "label": "water",
  "instance_id": "95a60500",
  "mask_svg": "<svg viewBox=\"0 0 264 264\" xmlns=\"http://www.w3.org/2000/svg\"><path fill=\"white\" fill-rule=\"evenodd\" d=\"M15 194H16V193H15ZM15 196H17V194H16Z\"/></svg>",
  "mask_w": 264,
  "mask_h": 264
}]
</instances>
